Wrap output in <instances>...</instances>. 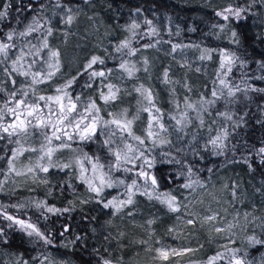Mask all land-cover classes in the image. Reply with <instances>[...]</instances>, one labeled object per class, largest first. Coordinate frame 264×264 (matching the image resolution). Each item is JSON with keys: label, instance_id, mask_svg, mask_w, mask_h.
<instances>
[{"label": "trees", "instance_id": "obj_1", "mask_svg": "<svg viewBox=\"0 0 264 264\" xmlns=\"http://www.w3.org/2000/svg\"><path fill=\"white\" fill-rule=\"evenodd\" d=\"M86 3L94 5L99 18L111 29L105 48L96 50L94 54L103 58L105 63L94 65L93 69H86L84 66L87 62H84L75 72L72 71L71 74L65 75L63 78L56 76L53 78L54 81L45 82L42 89L39 85L36 86L40 95H55L54 87L56 85L76 76V82L68 89L73 98L79 96L82 101L74 116L75 119H78L79 113L84 111V105L89 97L95 100L101 109L99 115L105 119H111L112 117L107 114L104 106L105 102L100 99V92H106V85L109 83L118 87L115 74L124 72L119 68V65L125 61L129 67H134L133 76L142 75L141 67L137 68L136 64L143 66V53L148 55L153 49L156 51L148 58L152 57L156 67L152 74L153 83L150 86L148 84V88L157 97L156 104L164 113L166 125L170 126L175 123L170 119L169 113L178 114V110L172 103V89H175V99L179 101L182 110L185 97L190 103L197 104L202 98L213 99L212 91L221 88L218 79L219 54L214 52L211 60H201L199 57L204 49H227L235 52L240 60L245 62L243 68L237 63L226 77L231 85H240L241 88H244L241 81L246 79L247 84L252 88H264V80L256 79L264 76V70L258 68L259 62L264 61V17H262L264 7L259 3V0H60L59 6H82ZM5 4H10L11 7L8 8V15L0 20V41L8 42L6 33L12 30L17 33L24 31L34 19L39 21L40 30L24 37L15 36L9 43H14L16 47L9 49L7 57L0 56V60L3 61L0 63V86L5 89L0 92V107H3L5 101L9 103V106H13V100L9 94L16 93L17 89L31 83V77H25L13 70L12 61L20 55L21 48L28 51L31 45H39L38 37L42 38L43 29L51 27L48 21L50 11L54 7H59L56 0H0V6ZM228 6L245 8L246 11L240 19L231 17L229 20H224L217 13ZM0 10L3 8L0 7ZM133 21L139 24V28H130ZM145 21L151 23L147 24ZM221 25L226 27L221 30ZM152 28L156 30L154 35L150 32ZM233 31L237 33L239 44L233 43ZM50 39L51 37H48L50 46L61 53V49L53 46ZM125 40L130 41V47L117 52V47ZM145 45H151V47H145ZM173 45L181 47L173 51ZM132 49H136V51L131 52ZM130 52L131 54H129ZM180 54H184L185 67L182 66V62H179ZM33 60H36L37 63L32 65L31 71H39L42 56L33 55L24 58L20 64L21 70H29L28 65ZM148 62L151 61L148 60ZM173 63L176 67L171 69L170 65ZM196 64L200 66L197 71L193 68ZM142 68L145 71V68ZM108 69H111V72H107ZM92 70L106 71V77L90 79L89 73ZM166 70L169 78L173 81L171 84L163 83V73ZM124 73L130 77L126 72ZM133 76L130 77L132 80ZM142 80L139 79L138 82ZM177 81L178 83H176ZM127 83L131 87L135 85L131 80ZM185 84L190 86L191 91L184 87ZM224 91L226 96L227 89ZM15 99H20L19 93ZM26 100L31 102L35 100V97L30 93ZM117 101L128 109L129 119L136 115L138 108L146 106L140 94L135 91L126 96L120 92ZM40 103L43 105L44 102ZM204 108L207 109L202 113L205 120L204 127L198 126L199 121L195 119L196 112L188 110L192 117V124L185 129L184 133H179L180 139H177L178 134L170 127L169 135L166 138L172 142V145L157 146L149 153L156 159V163L150 171L157 177L159 189L161 191L172 190L179 200L201 189L197 187L192 192L180 187L185 182L184 177L179 175L181 165L174 162L169 163L170 157L163 156L164 152H171L172 156L183 161L185 165L190 164L205 186L225 169L228 172L229 181H233L235 178H244L249 180L246 183L248 186L251 187L252 181L256 188L264 190V163H262L261 155L258 154L259 148L264 147V123H257L258 120L264 118V112L261 111L264 109V93L249 92L246 97L241 92L237 93L235 103H226V100L221 98L214 105H204ZM118 112L120 111L117 110L115 113ZM221 112L232 114L234 121L243 117V122L233 130L232 122L217 115ZM140 117L141 120L134 125L137 134H141L140 130L146 126L148 113L141 111ZM4 119L6 122L12 121L13 117L6 112ZM209 127L213 128V135H215V130L221 127L228 128L231 133L225 141V147L220 155L213 153L211 145L205 147L209 138ZM46 131L50 134L51 129H46ZM30 132L39 135L41 130L30 129ZM191 133L196 134L197 140H192ZM105 138L103 135H97L93 140L81 141L77 137L68 142L71 145L70 148L63 150L72 158H82L84 153L91 157H100L101 163L107 166L112 157L107 153L106 147L102 143ZM15 139L16 137L9 138L6 134L0 133V157H3L0 159V169L6 171L7 159L11 156V150L16 147L12 143ZM190 141L191 143H189ZM59 143V141H54V144ZM176 149L184 151L178 152ZM85 164L90 167L87 162ZM73 167L79 171L77 166ZM49 170L57 176H54L53 180L43 187L11 192L4 185V191H0V206H7L4 210L10 215L38 223L42 231H46L53 237V243L44 245L35 237H29L18 225L9 228V221L0 216V228L4 229L6 233L3 239H0V251L7 254L12 260L27 261L28 264H37L41 254L47 252L67 256L77 264H102L101 257L110 260L111 264H129L131 255L120 245L121 243L126 244L125 239L120 240L116 236H102V234L94 236L93 233L94 231L99 232V223L107 219L108 212L113 209L104 208L98 198L92 199L82 206L78 205L75 202V195L83 189V182L76 179L75 176L62 175L60 168L53 167ZM105 170L107 171V167ZM88 175L91 173L89 172ZM113 175L121 178L134 176L133 173H125L123 170L114 172ZM3 179L4 175H0V180ZM140 182L143 183L142 179ZM70 185L74 186V190ZM49 191H51V195H48ZM123 191L122 187L105 189L104 201L106 202L117 194L123 197ZM136 198L138 201L154 204L157 209H166L158 202L148 200L145 196L137 194ZM29 199L44 200L48 205H54L61 209L70 207L69 202L71 201L72 210L60 214H47L45 219L42 217L41 211L35 207H26L22 210L11 207L26 203ZM65 228L68 230L65 231ZM252 236L264 240V229L247 233L242 242L221 245L212 242L210 236H198L201 246L193 255L170 257L169 261H161L159 264H206L209 257L218 252L224 253V258L216 264H228L226 247L227 249H239L238 255L253 264L256 259H264V244H251L248 238ZM165 237L169 239L170 236ZM64 241L65 244H63ZM70 241L73 243H69ZM137 248L140 250L141 247Z\"/></svg>", "mask_w": 264, "mask_h": 264}, {"label": "snow or ice", "instance_id": "obj_2", "mask_svg": "<svg viewBox=\"0 0 264 264\" xmlns=\"http://www.w3.org/2000/svg\"><path fill=\"white\" fill-rule=\"evenodd\" d=\"M56 4L59 6L60 0H56ZM0 7L3 8V10H0V20H2L8 15V8H10L11 5L5 4ZM65 9L64 23L71 24L78 10L74 11L72 8L66 6ZM245 11V8L228 6L221 12H218L217 15L222 16L224 20H229L231 17L240 19ZM145 23L150 24L151 22L145 21ZM220 27L221 30H223L226 26L221 25ZM130 28H139V24L133 21ZM38 30H40L39 21L34 19L32 24H29L24 31L17 33L15 30H12L6 33V41L8 42L0 41V56L7 57L9 49L16 47L14 43H9L15 36L24 37ZM155 31L154 28L150 29L153 35ZM52 35L53 28L46 27L43 29L42 38L38 37L40 40L39 45H31L28 51L21 48L20 55L17 59L12 61L13 70L25 77H31V83L17 89L16 93L9 94L10 98L13 100V106H9V103L5 101L3 107H0V133L6 134L9 138L16 137V139L12 141L16 147L11 150V156L7 159L6 171L5 169H0V175H4V179L0 180V191H4L5 182L13 174H15L16 177L31 176L34 183L38 181L40 184L46 185L48 183L47 178L41 179L37 173H48L49 169L53 167L60 168L61 170L69 169L75 165L79 169L77 178L86 185L87 192L91 194L87 199L83 200L82 203H88L90 200L98 198L104 208H111L115 213H121L123 209L136 203L135 197L139 194L147 197L150 201L154 200L158 202L170 213L186 212L187 218L183 215L177 217L185 227L189 225L195 226L198 221L201 223L216 221L218 217L215 213L200 218L197 213L187 211L188 205L179 200L177 195L173 194L172 190L161 191L159 189L157 177L150 171V169L154 167L156 159L150 156L149 153L157 146L172 145V142L166 138L169 135L170 127L178 134L177 139H180L179 133H184L185 129L192 124V117L188 110L196 112L195 119L199 121L198 126L204 127L205 120L202 113L207 111L204 105H214L217 100L221 98H224L226 103H235L237 93L241 92H243L246 97L249 92L264 93V88H252L247 84L246 79H242L241 81V83L244 84V88H241L240 85H231L226 79L237 63L243 68L245 62L240 60L235 52H231L227 49H204L199 57L201 60H211L214 52H218L219 54L218 79L221 88L212 91L211 96L213 99L202 98L197 104L190 103L188 98L185 97L184 109L182 110L180 109L179 101L175 99V89H172V103L175 109L178 110L177 115L168 114L170 119L175 121L173 125L169 126L165 124L164 113H162L161 108L156 104L157 97L150 88H146L143 84L135 87L133 90L140 94L146 106L138 108L136 115L132 116L131 119L128 118V109L126 108L118 113H109L112 118L105 119L103 116L99 115L101 109L91 97L88 98L87 103L84 105V111L79 113V118L75 119L74 116L77 113L78 106L82 104V101L79 96L73 98L68 89L76 82V76H72L64 83L56 85L54 87L55 95H40L38 94L39 89L36 87L42 83L52 81L54 77L61 73V53L52 48L48 40V37ZM65 35H67V33H65ZM232 37L233 43L239 44V39L235 31L232 32ZM128 47H130V41L125 40L120 43L116 51L120 52L122 49ZM145 47H151V45H145ZM179 47L181 46L173 45V51ZM135 51L136 49L131 50V52ZM131 52L129 54H131ZM28 55L42 56L41 68L39 71H31L32 65L37 63L36 60L29 63V70H21L20 64ZM0 63H3V61L0 60ZM104 63L105 61L103 58L93 55L84 67L86 69H93L94 65H103ZM147 63L148 61L145 60L146 65ZM119 68L130 77L134 75V67H129L126 61L121 63ZM258 68L264 70V61L259 62ZM145 71H147V68H145ZM107 72H111V69H108ZM94 77H106V71L92 70L89 73V78L92 79ZM256 79L264 80V76L257 77ZM163 83H173L169 78L167 70L163 73ZM176 83H178V81ZM184 87L191 91L189 85L185 84ZM106 89V92H100V99H102L105 104L117 101L120 89L111 83L106 85ZM224 89H227L226 96ZM4 90L3 86H0V92ZM17 93H19L20 99H15ZM30 93L35 97V100L28 102L26 98ZM41 101L44 102L43 105H41ZM138 103L140 102L138 101ZM141 111L148 113V119L146 126L140 130L141 134H137L134 125L137 121L141 120ZM261 111L264 112V109H261ZM6 112L12 115V121H5L4 116ZM217 115L224 117L226 121L232 122L233 130L239 127L243 122V117H239L234 121L232 114L229 112H221L217 113ZM245 115H247V113H245ZM257 123H264V118L258 120ZM30 129L41 130L40 135L43 137V143L40 144L39 148L33 147L30 144L27 147L25 146V143L29 140L31 135ZM46 129H51L50 134ZM69 129H71V131H69ZM208 132L209 138L205 147L211 145L214 154H222L225 141L231 134L228 128H218L215 130V135H213V128L209 127ZM97 135L106 137L102 143L106 147L107 153L112 157L107 166L101 163L100 157H91L87 153H84L82 158L75 157L68 162L54 161L53 158L57 152L71 147L70 143H68L69 141L77 137L81 141H89L96 138ZM191 135L193 141L197 140L195 133H191ZM54 141H59L60 143L54 144ZM189 143H191V141ZM176 151L182 152L184 150L176 149ZM26 153L29 154V163L24 165L22 169H18L17 161H19L21 157H24ZM31 154H36L34 163L32 162ZM258 154L261 155L262 163H264V147L259 148ZM163 156L170 157L169 163L174 162L181 165L179 175L185 179V182L180 185L181 188L194 192L197 187L201 189L205 187L204 182L199 179L197 173L190 164L185 165L183 161L172 156L171 152H164ZM0 159H3V157H0ZM85 162H87V165H90V167H87ZM106 167L107 171L105 170ZM120 170H123L125 173H133L134 176L121 178L113 175L114 172ZM209 171H211V169H209ZM89 172L91 175H88ZM193 177H196V179H193ZM141 179L143 183L140 182ZM13 183H16L15 180H13ZM70 187H73L74 190V186L70 185ZM121 187L124 189L123 198H121L120 194H117L106 202L104 201L103 196L105 189H118ZM224 187L227 188L228 185ZM232 194L235 196L234 189ZM48 195H51V191L48 192ZM69 205L70 207L61 209L54 205H48L44 200L33 201L29 199L26 203L12 205L11 207L21 210L26 207H35L41 211L42 217L46 219L47 214H60L71 211V201ZM6 207L7 206H0V216H2L4 220L9 221V228L18 225L29 237H35L42 241L44 245H51L53 243V237L48 235L46 231H42L38 223H33L30 219H22L18 216L10 215L4 210ZM247 215L248 214L245 213V216ZM147 223L152 225L155 223V220L149 219ZM67 230L68 229L65 228V231ZM214 230L217 233L223 231V229L219 227H215ZM172 231L173 229H169V233ZM5 235L4 229L0 228V239H3ZM121 235H123V233H121ZM77 239L80 238L77 237ZM248 239L251 244H264V240L256 239L254 236ZM69 243L73 242L70 241ZM142 243L146 242L142 241ZM64 246L67 247V245ZM155 251L159 260L169 261L170 256L180 257L186 254H194L198 249L189 247L169 249L168 247L162 246L155 249ZM239 251L240 250L236 248L227 249L226 247L228 264H251V262L246 261L243 257L238 255ZM223 258L224 253L218 252L216 255L209 257L206 264H216V262ZM33 259L35 260L36 258L34 257ZM101 259L102 264H111L110 260L104 259L103 257H101ZM17 264H28V262L17 261ZM40 264H66V262L54 261L51 260L48 255L41 254Z\"/></svg>", "mask_w": 264, "mask_h": 264}, {"label": "rangeland", "instance_id": "obj_3", "mask_svg": "<svg viewBox=\"0 0 264 264\" xmlns=\"http://www.w3.org/2000/svg\"><path fill=\"white\" fill-rule=\"evenodd\" d=\"M259 3L264 7V0H259ZM93 6L92 3H86L82 6H67L74 11L78 10L71 24L64 23L65 6L52 8L48 15V21L53 28V35L50 36L51 43L53 46L61 49L62 67L61 73L57 75L59 78L71 74L72 71L75 72L81 64L88 62L96 50L105 48L108 42L111 29L99 18ZM262 17H264V8ZM154 51L156 50L153 49L150 54H146L147 56L143 53L144 63L145 60L151 61L147 65L144 63L143 66L142 64H136L137 68L141 67L142 75L137 74L133 76L132 80L124 72L115 74V81L121 94L124 96L129 95L134 91L135 87L141 84L146 88L152 85V74H154L156 65L154 64V60L151 59L152 57L148 58V56L153 55ZM180 59L179 62H182V66L185 67L184 54L181 55ZM170 66L171 69L176 67L175 63ZM142 67L147 68V71H144ZM193 68L197 71V69H200V66L196 64ZM128 79L131 80L132 84H135L133 87L128 85ZM139 79L143 80L138 82ZM43 84L39 85L41 89L43 88ZM123 90L124 92H122ZM104 106L108 115L109 113H115L117 110L121 112L125 109L122 103L120 105L118 101L105 104ZM41 143H43V137L40 134L31 133L25 146L27 147L30 144L33 147L39 148ZM28 155L26 153L24 157H21L17 161L18 169H22L24 165L29 163ZM31 159L34 163L36 154H31ZM70 159L73 158L68 156L63 149L54 156V161L56 162H68ZM60 171L62 175L75 176L78 179L77 175L79 171H76L74 167L60 169ZM37 174L41 179L46 177L48 183L53 180L54 176H57L52 174L50 170L48 173ZM13 180L16 183H13ZM248 181L244 178H235L233 181H229L228 172L224 169L203 189L180 199L184 204L188 205L187 211L197 213L200 218L215 213L218 219L211 223H201L198 221L195 226L189 225L185 227L177 217L183 215L187 218L186 212L170 213L167 209H157L154 204L138 201L135 197L136 203L123 209L121 213H115L114 210H110L108 218L99 223V232H93L94 236L102 234V236H116L120 240L125 239L126 244L121 243L120 245L131 255L129 264L161 263V260L157 258L155 249L162 246L169 249L184 247L197 249L201 246L198 236H210L211 241L219 245L242 242L247 233L264 229V190L256 188L252 181L251 187L248 186L246 184ZM225 185H228V187L225 188ZM43 186L45 184H40L38 181L34 183L31 176L16 177L15 174L5 182L6 189L11 192ZM233 189L235 190V196L232 194ZM89 195L91 194L87 192L86 185L83 184V189L75 195V202L82 206L84 204L82 201L87 199ZM121 198L123 197L121 196ZM245 213L248 215L245 216ZM149 219L155 220V223L149 225L147 223ZM215 227L222 228L223 231L217 233L214 230ZM169 229H173V231L169 233ZM165 236L170 237L167 239ZM142 241L146 243H142ZM63 244H65V241ZM138 246L141 247L140 250L137 248ZM44 255H48L54 261L77 264L72 258L55 252H47ZM190 255L193 254H186L184 256ZM0 264H17V260H12L7 254L0 251ZM37 264H40V259ZM253 264H264V259H256Z\"/></svg>", "mask_w": 264, "mask_h": 264}]
</instances>
